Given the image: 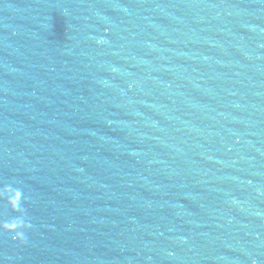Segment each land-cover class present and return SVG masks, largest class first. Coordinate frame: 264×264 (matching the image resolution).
Instances as JSON below:
<instances>
[{"label": "water", "instance_id": "1", "mask_svg": "<svg viewBox=\"0 0 264 264\" xmlns=\"http://www.w3.org/2000/svg\"><path fill=\"white\" fill-rule=\"evenodd\" d=\"M0 264H264V0H0Z\"/></svg>", "mask_w": 264, "mask_h": 264}]
</instances>
